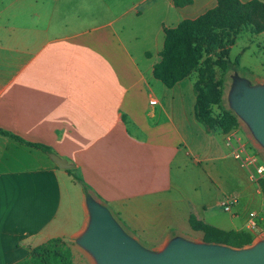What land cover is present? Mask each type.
Masks as SVG:
<instances>
[{"label": "crops", "instance_id": "obj_1", "mask_svg": "<svg viewBox=\"0 0 264 264\" xmlns=\"http://www.w3.org/2000/svg\"><path fill=\"white\" fill-rule=\"evenodd\" d=\"M216 3L0 0V129L22 140L0 133V264L56 237L73 264H96L76 242L90 220L82 184L34 143L74 164L91 198L143 246L203 240L190 218L253 235L257 215L264 224L258 176L198 121L193 79L167 87L152 73L163 28Z\"/></svg>", "mask_w": 264, "mask_h": 264}, {"label": "trees", "instance_id": "obj_2", "mask_svg": "<svg viewBox=\"0 0 264 264\" xmlns=\"http://www.w3.org/2000/svg\"><path fill=\"white\" fill-rule=\"evenodd\" d=\"M176 6L191 3V0H173ZM243 26H248L252 33L264 31V0H217L215 6L207 9L194 19H184L175 27H164L163 47L160 60L153 66L154 78L165 86L171 87L177 81L188 77L195 70L203 55L206 70L199 72L194 82L196 95V118L206 130L220 127L223 132L236 125L233 112L223 111L218 120L209 115L208 105L219 100V91L214 84V68L223 71L236 70L239 60L229 57L230 46L236 42V36ZM215 57V59L212 58ZM0 133L11 135L0 129ZM12 137L21 140L18 136ZM22 141V140H21ZM46 153L51 149L43 144H32ZM72 172L74 179L82 184L87 198H90L88 187L83 180ZM257 183L264 194V178H258ZM258 222L256 225H259ZM190 225L195 230L204 233L203 241L226 244L241 248L253 241L251 231L223 230L196 222L190 218ZM15 264H73L72 252L67 242L61 238H50L30 250L28 255Z\"/></svg>", "mask_w": 264, "mask_h": 264}, {"label": "water", "instance_id": "obj_3", "mask_svg": "<svg viewBox=\"0 0 264 264\" xmlns=\"http://www.w3.org/2000/svg\"><path fill=\"white\" fill-rule=\"evenodd\" d=\"M231 107L250 127L264 147V84H250L236 76L229 94ZM61 169L74 164L54 152L48 153ZM90 220L76 242L96 264H264V239L247 247L195 242L174 237L159 251H152L128 235L99 201L87 198Z\"/></svg>", "mask_w": 264, "mask_h": 264}, {"label": "rangeland", "instance_id": "obj_4", "mask_svg": "<svg viewBox=\"0 0 264 264\" xmlns=\"http://www.w3.org/2000/svg\"><path fill=\"white\" fill-rule=\"evenodd\" d=\"M236 43L230 46L229 57L231 59L238 58L239 64L236 70L226 69L222 70L217 66L214 68V84L216 89L219 91V100L208 105L209 115L218 120L223 111H230L236 117L237 123L235 126L230 128L228 131L223 132L220 127H215L224 133L226 136L229 133H233L238 141L246 147L249 154L260 156L261 161L264 163V147L253 135L248 124L234 112L231 107L229 94L233 85V81L236 76H239L247 80L250 84L264 82V38H260L256 33H252L248 26H243L236 36ZM206 56L203 55L198 67L190 73V77L194 82L198 79L199 72L206 70L207 65L204 64ZM213 59L215 57L212 56ZM218 211V220H224L227 217L226 211H223V207H220ZM223 211V212H222ZM257 228H251L255 238V242L264 239V224ZM195 242H202L203 240L194 239ZM246 245L244 247L250 246ZM147 249L152 251H159L164 246H145Z\"/></svg>", "mask_w": 264, "mask_h": 264}, {"label": "built area", "instance_id": "obj_5", "mask_svg": "<svg viewBox=\"0 0 264 264\" xmlns=\"http://www.w3.org/2000/svg\"><path fill=\"white\" fill-rule=\"evenodd\" d=\"M225 142L230 147L234 158L237 159L242 166H252L258 178H264V163L261 161L260 156L247 153L245 146L238 141L233 133H229L225 136ZM223 205L224 210H229L230 201L224 202ZM261 213L264 214V208ZM249 215L250 217H255V214L252 212ZM258 218L260 219L257 215L254 220L250 222V228H255Z\"/></svg>", "mask_w": 264, "mask_h": 264}]
</instances>
